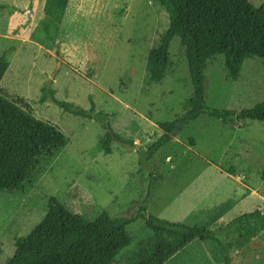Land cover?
<instances>
[{
    "label": "rangeland",
    "instance_id": "obj_1",
    "mask_svg": "<svg viewBox=\"0 0 264 264\" xmlns=\"http://www.w3.org/2000/svg\"><path fill=\"white\" fill-rule=\"evenodd\" d=\"M251 1L256 7L264 3ZM0 3V54L10 58L0 88L26 98L32 111L21 108L67 140L24 190L0 191L2 264L13 256L16 238L46 214L52 196L90 219L105 209L134 217L144 207L171 221L210 228L244 212L264 211V121L235 117L225 123L203 114L184 126L181 119L172 140L141 162V152L164 133L159 122L182 115L193 89L179 38L170 45L165 77L149 78V53L170 23L157 0H70L52 48L35 37L46 0ZM206 74L208 106L240 111L264 101L261 57L247 58L235 79L218 55ZM44 86L84 109H90L92 97L115 132L131 138L136 148L113 139L108 153L107 129L51 99L40 102ZM128 230L132 242L118 254L121 264L153 234L143 218ZM213 247L196 240L166 264H225L216 262ZM231 256L232 264H264V230L246 246L234 247Z\"/></svg>",
    "mask_w": 264,
    "mask_h": 264
},
{
    "label": "trees",
    "instance_id": "obj_2",
    "mask_svg": "<svg viewBox=\"0 0 264 264\" xmlns=\"http://www.w3.org/2000/svg\"><path fill=\"white\" fill-rule=\"evenodd\" d=\"M69 1L46 0L45 15L35 37L48 48L58 41ZM157 1L167 10L170 23L160 44L149 53V78L159 82L165 77L172 61L170 45L179 38L193 89L182 115L159 122L164 133L141 152L142 163L172 140L181 119L184 126L203 114L225 123L235 117L264 121V101L240 111L211 107L206 102V69L211 59L223 55L229 77L235 79L239 78L247 58L264 59V3L256 7L251 0ZM9 66L8 54H0V83ZM90 98V109H84L57 98L55 89L44 86L39 101L51 99L65 111L100 122L107 129L108 153L113 139L133 144L131 138L115 132L104 111H97L95 101ZM21 107L32 111L26 98L3 93L0 88V191L24 190L41 163L55 157L66 145V137L55 126L27 114ZM138 218L145 220L153 234L142 240L138 250L123 264H166L196 240L214 245L212 254L217 263L232 264L231 250L246 246L264 230V211L259 209L210 228L171 221L148 213L144 207L134 217L112 216L105 209L90 219L52 196L43 218L27 235L16 238L15 252L5 264H121L117 256L132 242L128 225ZM2 252L0 242V256Z\"/></svg>",
    "mask_w": 264,
    "mask_h": 264
},
{
    "label": "water",
    "instance_id": "obj_3",
    "mask_svg": "<svg viewBox=\"0 0 264 264\" xmlns=\"http://www.w3.org/2000/svg\"><path fill=\"white\" fill-rule=\"evenodd\" d=\"M125 145H127L128 147H130V148H136V145L135 144H131V143H129V142H124V141H122Z\"/></svg>",
    "mask_w": 264,
    "mask_h": 264
},
{
    "label": "crops",
    "instance_id": "obj_4",
    "mask_svg": "<svg viewBox=\"0 0 264 264\" xmlns=\"http://www.w3.org/2000/svg\"><path fill=\"white\" fill-rule=\"evenodd\" d=\"M61 37H63V35H61ZM65 38V37H64ZM62 46H63V43H62Z\"/></svg>",
    "mask_w": 264,
    "mask_h": 264
}]
</instances>
